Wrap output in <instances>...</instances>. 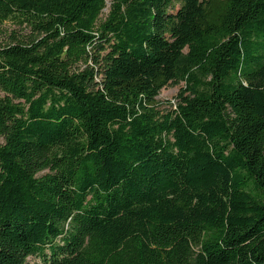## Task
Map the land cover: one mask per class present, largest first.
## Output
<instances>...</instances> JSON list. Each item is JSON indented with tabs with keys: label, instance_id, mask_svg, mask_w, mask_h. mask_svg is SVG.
I'll return each instance as SVG.
<instances>
[{
	"label": "trees",
	"instance_id": "1",
	"mask_svg": "<svg viewBox=\"0 0 264 264\" xmlns=\"http://www.w3.org/2000/svg\"><path fill=\"white\" fill-rule=\"evenodd\" d=\"M106 7L0 0V264H264V0Z\"/></svg>",
	"mask_w": 264,
	"mask_h": 264
},
{
	"label": "rangeland",
	"instance_id": "2",
	"mask_svg": "<svg viewBox=\"0 0 264 264\" xmlns=\"http://www.w3.org/2000/svg\"><path fill=\"white\" fill-rule=\"evenodd\" d=\"M108 2L109 0H107V7L103 10V14H105L108 11ZM17 26H14L13 24L7 22L4 23V25L2 26L3 29L10 31L11 29H15ZM28 30H26L27 32ZM184 84L181 82L179 84H172V85H167L165 87H163L158 96L156 97V102H157V109L159 111H165L167 110L171 105H174L176 102V96L178 94V92L180 91V88L183 86ZM29 260L31 262H34L36 259L35 258H29Z\"/></svg>",
	"mask_w": 264,
	"mask_h": 264
}]
</instances>
